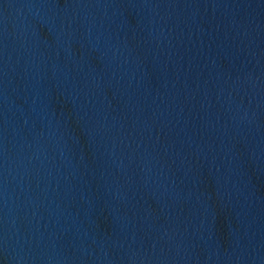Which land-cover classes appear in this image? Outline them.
I'll use <instances>...</instances> for the list:
<instances>
[{
	"label": "water",
	"instance_id": "water-1",
	"mask_svg": "<svg viewBox=\"0 0 264 264\" xmlns=\"http://www.w3.org/2000/svg\"><path fill=\"white\" fill-rule=\"evenodd\" d=\"M0 264H264V0H0Z\"/></svg>",
	"mask_w": 264,
	"mask_h": 264
}]
</instances>
